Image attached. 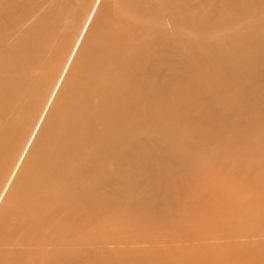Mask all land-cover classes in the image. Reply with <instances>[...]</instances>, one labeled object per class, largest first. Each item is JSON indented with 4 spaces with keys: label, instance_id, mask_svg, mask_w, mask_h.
I'll return each mask as SVG.
<instances>
[{
    "label": "bare ground",
    "instance_id": "6f19581e",
    "mask_svg": "<svg viewBox=\"0 0 264 264\" xmlns=\"http://www.w3.org/2000/svg\"><path fill=\"white\" fill-rule=\"evenodd\" d=\"M257 170L264 0H0V264H264Z\"/></svg>",
    "mask_w": 264,
    "mask_h": 264
},
{
    "label": "rangeland",
    "instance_id": "374dc122",
    "mask_svg": "<svg viewBox=\"0 0 264 264\" xmlns=\"http://www.w3.org/2000/svg\"><path fill=\"white\" fill-rule=\"evenodd\" d=\"M244 176L245 177H243V179H239L238 182L241 184L242 180L244 183H245L244 180H246L247 184L242 186V187H244V190L242 191V193H240V195H238L234 198V202L235 203H241L242 200L244 199V197H247L251 201H255V200H258L260 198H264V172H262L261 170L252 171L249 174L246 172ZM219 178H220V176H215L213 181H215L216 179H219ZM202 181H204V179H202ZM229 191H230V189H229ZM261 211H264V208L261 209ZM261 227H264V226H261ZM244 231H246V230L243 228H241V229L236 228L234 230H230L229 232L235 236V235L242 234ZM242 255L243 254H241L239 256H242ZM250 258L251 259L256 258V259L264 260V251H261L259 253L252 255Z\"/></svg>",
    "mask_w": 264,
    "mask_h": 264
}]
</instances>
